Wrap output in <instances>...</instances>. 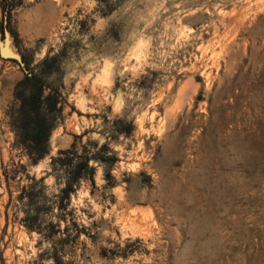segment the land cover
<instances>
[{
    "label": "rangeland",
    "instance_id": "obj_1",
    "mask_svg": "<svg viewBox=\"0 0 264 264\" xmlns=\"http://www.w3.org/2000/svg\"><path fill=\"white\" fill-rule=\"evenodd\" d=\"M6 36L0 264H264V0H0ZM29 70L62 104L37 163ZM60 150L94 169L63 200Z\"/></svg>",
    "mask_w": 264,
    "mask_h": 264
},
{
    "label": "trees",
    "instance_id": "obj_2",
    "mask_svg": "<svg viewBox=\"0 0 264 264\" xmlns=\"http://www.w3.org/2000/svg\"><path fill=\"white\" fill-rule=\"evenodd\" d=\"M14 96L18 102L13 126L18 142L27 150L30 161L37 163L49 152V138L55 120L62 110L60 95L56 91L46 92V83L41 72L29 70L16 83ZM72 150H60L58 156L51 159V165L60 162L65 168L67 180L60 189L59 198H68L73 185L85 172L93 173L88 166V158L77 161L72 157H62Z\"/></svg>",
    "mask_w": 264,
    "mask_h": 264
},
{
    "label": "bare ground",
    "instance_id": "obj_3",
    "mask_svg": "<svg viewBox=\"0 0 264 264\" xmlns=\"http://www.w3.org/2000/svg\"><path fill=\"white\" fill-rule=\"evenodd\" d=\"M240 147H242V146H240ZM183 191L184 190H181V189H174V190H172L170 192L169 196L171 198H173V200H175L176 203H179L183 199V197H182ZM214 198H215V196H214ZM215 204H217L216 207L213 206ZM211 205L213 206V209L212 210H216L217 208L218 209H221L222 208V207H220L221 206V203H219L218 198L217 199H214V201L211 202ZM228 209L231 210L230 208H228Z\"/></svg>",
    "mask_w": 264,
    "mask_h": 264
},
{
    "label": "water",
    "instance_id": "obj_4",
    "mask_svg": "<svg viewBox=\"0 0 264 264\" xmlns=\"http://www.w3.org/2000/svg\"><path fill=\"white\" fill-rule=\"evenodd\" d=\"M8 46H9V39L6 36L3 44L0 43V54H1V56L2 57L15 58L16 60H18L21 63L20 57L17 54H15L14 52H12Z\"/></svg>",
    "mask_w": 264,
    "mask_h": 264
}]
</instances>
